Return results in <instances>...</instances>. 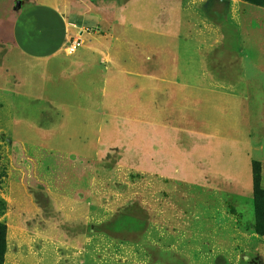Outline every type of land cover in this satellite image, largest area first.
Masks as SVG:
<instances>
[{
  "label": "rangeland",
  "instance_id": "374dc122",
  "mask_svg": "<svg viewBox=\"0 0 264 264\" xmlns=\"http://www.w3.org/2000/svg\"><path fill=\"white\" fill-rule=\"evenodd\" d=\"M155 1L168 25L174 2L184 41L179 64L208 73L177 79L180 95L156 77L117 78L112 88L138 100H122L124 108L110 114L100 108L103 121L87 132L94 150L81 142L79 109L62 104L65 77L0 44L1 264H264V234L253 228L264 210L253 198V171L264 191V137L254 140L264 133V111L223 99L214 120L204 115L205 98L216 91L209 86H234L242 70L264 71V0ZM10 3L0 0V13ZM139 7L131 8L134 18L158 20L154 7ZM161 28L162 35L144 33L159 45H125L127 68L154 76L173 70V50L162 45L173 35Z\"/></svg>",
  "mask_w": 264,
  "mask_h": 264
},
{
  "label": "crops",
  "instance_id": "0c3cea01",
  "mask_svg": "<svg viewBox=\"0 0 264 264\" xmlns=\"http://www.w3.org/2000/svg\"><path fill=\"white\" fill-rule=\"evenodd\" d=\"M10 1L9 8L0 13L1 16L5 14L6 18V21L3 18L0 19V27L7 26L9 28L7 36L0 34V44L6 42L10 47L9 50H18L21 59L35 60L46 64L47 74L58 73L60 76L65 77L64 87L61 91L62 104L67 109H79L78 127L81 126L83 131L80 130L83 137L81 142L84 147L89 149H95L94 142L96 139L87 132L103 121L100 108H105L110 114V111L124 108V106H121L122 100L128 104H132L133 100L134 102L138 100V98L122 97V93H118V91L120 92L118 86L112 88L111 83L116 81L117 78L121 79L126 75L133 74L156 77L160 79L161 83L176 85L180 95L185 93V89L180 86L182 83L177 79L205 77L208 73L206 70H186L179 64L180 57H184V55H181L182 50L180 48V40H183L177 35L178 25L174 24L173 21L174 17H178V13L172 1L168 3V5L173 6L171 9L172 24L170 25L163 22L162 17H160L162 13L160 14L158 11L160 9L158 4L160 5V3H156L155 0H126L122 5L115 2L116 0L112 2L104 0ZM138 3L140 9L144 5L154 7L158 20L146 17V20L150 22L143 24L140 22L144 17L143 15L134 18L131 8ZM158 21H161V23L158 24ZM137 22L140 24H137ZM159 25H164V28L160 27L163 29L162 31L170 30L171 35H173L170 42H162V45L165 44L170 47L169 50H173V61L175 63L173 70L154 76L127 68L125 63L131 62L132 58L129 55L130 53H126L127 47L125 45L134 41L139 46L159 45L160 40L151 42L150 37L144 34L147 32L162 35L163 32H159ZM171 25L172 27H170ZM116 30L121 32L119 34L121 37L116 36ZM131 30L139 31L141 33L140 37L142 34L144 36L137 41H132L131 38H126L131 37L128 34ZM72 39L80 40V45L74 53L67 55L63 53V47ZM187 41L192 43V40ZM116 45L123 46V49L117 51ZM188 46H190L189 43ZM191 57L187 56L190 61ZM261 74H264V71L251 70L245 72L242 70L239 73L241 80L236 82L234 86H229L226 83L214 87L209 86L216 91H213V97L205 98V102L208 104V112L205 111L204 115L210 116V119L214 120V110L219 111L222 109L224 100L230 99L231 102H234L237 110L244 111L245 108H248V105H251L253 110L264 111V82L260 80ZM239 75L237 74V76ZM140 85H144V83L141 82ZM119 86H122V82ZM127 88L131 91V87H125L124 89ZM169 94L173 96L174 92L170 91ZM229 94H235V96L228 97ZM220 95H223V97ZM143 100H145V97H142L141 101ZM159 104H162V99L156 101L157 111L159 110ZM125 107L127 108L128 105H125ZM141 108L145 110L142 103ZM217 117L219 119L220 116L217 115ZM203 123L210 126L215 124L214 121L205 119ZM155 124L160 125L158 119ZM239 124L242 125L240 121L237 122V125ZM86 134L91 135V137L85 138ZM214 136L216 139H222L221 134ZM263 137L264 133L258 134L254 140L260 144Z\"/></svg>",
  "mask_w": 264,
  "mask_h": 264
},
{
  "label": "trees",
  "instance_id": "16d2710c",
  "mask_svg": "<svg viewBox=\"0 0 264 264\" xmlns=\"http://www.w3.org/2000/svg\"><path fill=\"white\" fill-rule=\"evenodd\" d=\"M258 181H259L258 173L253 171V198L257 206L264 203V191L260 189L258 185ZM4 210H5V203L0 198V214L3 213ZM253 228L257 232L264 234V210L261 212H257V219ZM5 229H6L5 224L0 221V264L2 263V255L4 254L5 251V241H4Z\"/></svg>",
  "mask_w": 264,
  "mask_h": 264
},
{
  "label": "built area",
  "instance_id": "2783aa9c",
  "mask_svg": "<svg viewBox=\"0 0 264 264\" xmlns=\"http://www.w3.org/2000/svg\"><path fill=\"white\" fill-rule=\"evenodd\" d=\"M79 45H80V40L72 39L66 44V46L63 47V51L65 54L70 55L76 51Z\"/></svg>",
  "mask_w": 264,
  "mask_h": 264
}]
</instances>
